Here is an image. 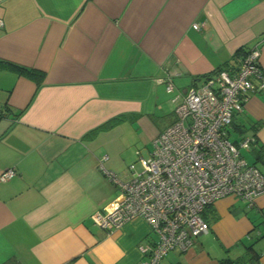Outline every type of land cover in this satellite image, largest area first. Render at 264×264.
Masks as SVG:
<instances>
[{
	"label": "crops",
	"instance_id": "obj_1",
	"mask_svg": "<svg viewBox=\"0 0 264 264\" xmlns=\"http://www.w3.org/2000/svg\"><path fill=\"white\" fill-rule=\"evenodd\" d=\"M0 20V264H142L156 238L147 222L94 220L120 193L101 167L129 168L104 136L166 121L155 140L189 88L234 75L255 46L264 71V0H0ZM247 96L234 122L256 138L248 161L264 174V91ZM203 216L210 231L162 264H264V194Z\"/></svg>",
	"mask_w": 264,
	"mask_h": 264
},
{
	"label": "built area",
	"instance_id": "obj_2",
	"mask_svg": "<svg viewBox=\"0 0 264 264\" xmlns=\"http://www.w3.org/2000/svg\"><path fill=\"white\" fill-rule=\"evenodd\" d=\"M260 57L255 46L234 75L222 71L189 88L176 107V122L154 140L149 158H139L141 169L132 164L120 177L101 167L120 193L95 214V223L112 231L136 220L147 222L156 238L141 248L142 264H162L172 251L191 250L210 231L203 214L218 200L233 197L252 207L264 194L263 172L243 155L244 149H257L256 138L246 135L235 143L229 134L248 93L264 91ZM167 91H174L170 80ZM15 175L7 170L1 180Z\"/></svg>",
	"mask_w": 264,
	"mask_h": 264
},
{
	"label": "rangeland",
	"instance_id": "obj_3",
	"mask_svg": "<svg viewBox=\"0 0 264 264\" xmlns=\"http://www.w3.org/2000/svg\"><path fill=\"white\" fill-rule=\"evenodd\" d=\"M165 122L164 120H153V129L148 128L147 130L143 128L140 123L134 128H131L129 124L120 123L123 125L121 128L112 134L104 136V142H108L110 139L114 138L112 143L114 150H112V152L115 154L118 167L126 169L132 164H135L138 170L141 169L138 154L141 153L145 158L150 157V153L154 150V135L152 134L157 130V127L162 126ZM234 138L238 137L234 136ZM240 139L241 137H239L238 140ZM105 152V154H108V151ZM250 152L249 149L243 150L244 156L249 161L253 155ZM110 156L112 157L111 152Z\"/></svg>",
	"mask_w": 264,
	"mask_h": 264
},
{
	"label": "trees",
	"instance_id": "obj_4",
	"mask_svg": "<svg viewBox=\"0 0 264 264\" xmlns=\"http://www.w3.org/2000/svg\"><path fill=\"white\" fill-rule=\"evenodd\" d=\"M241 51V50H240ZM238 52V54L237 55H239V57L241 56V52ZM244 54V53H243ZM247 53L245 52V55H246ZM18 69H20V71L21 72H26V73H30L31 75H36L34 72H32V71H30L29 69H27V68H23V67H18ZM222 71H224V70H220L218 73H220V72H222ZM217 73V74H218ZM216 75V74H215ZM235 120V119H234ZM120 122V119H117V121L115 122V124H117V123H119ZM115 124H112V123H107V124H105L104 126H102L100 129H99V131H103V130H107V129H109L110 127H112L113 125H115ZM245 133H246V131L245 130H243V129H240V127H238L236 124H235V122L233 121V123H232V126H231V129H229V134H230V137L232 138V140L235 142V143H238L239 142V137H244V136H246L245 135ZM234 136H237L238 138H234ZM249 250H250V252L251 253H253L254 251H253V248L252 247H250L249 248ZM243 260H246V259H243Z\"/></svg>",
	"mask_w": 264,
	"mask_h": 264
}]
</instances>
